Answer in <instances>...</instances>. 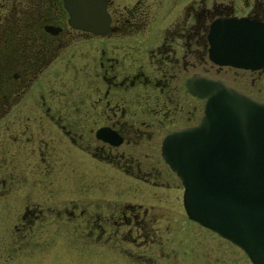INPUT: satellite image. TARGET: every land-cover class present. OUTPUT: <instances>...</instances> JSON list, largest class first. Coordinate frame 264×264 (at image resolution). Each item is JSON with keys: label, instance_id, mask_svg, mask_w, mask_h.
Returning a JSON list of instances; mask_svg holds the SVG:
<instances>
[{"label": "flooded vegetation", "instance_id": "af4514ba", "mask_svg": "<svg viewBox=\"0 0 264 264\" xmlns=\"http://www.w3.org/2000/svg\"><path fill=\"white\" fill-rule=\"evenodd\" d=\"M100 3L95 31L72 26L63 0H0L1 251L96 244L122 264H237L221 248L239 246L196 221L224 242L168 238L166 188L175 176L182 205V184L161 145L200 119L193 76L264 101V64L208 55L215 19L264 24V0ZM238 70L256 90L237 87Z\"/></svg>", "mask_w": 264, "mask_h": 264}, {"label": "water", "instance_id": "95a60500", "mask_svg": "<svg viewBox=\"0 0 264 264\" xmlns=\"http://www.w3.org/2000/svg\"><path fill=\"white\" fill-rule=\"evenodd\" d=\"M69 23L100 30V0H63ZM209 57L219 64H264V24L245 17L210 25ZM203 98L199 121L170 131L161 152L182 184L186 215L236 243L254 264H264V101L225 82L187 80Z\"/></svg>", "mask_w": 264, "mask_h": 264}, {"label": "rangeland", "instance_id": "374dc122", "mask_svg": "<svg viewBox=\"0 0 264 264\" xmlns=\"http://www.w3.org/2000/svg\"><path fill=\"white\" fill-rule=\"evenodd\" d=\"M247 72L238 70L237 73V87L244 89L256 90V85L253 87L247 84ZM264 91V89L262 90ZM175 177V176H173ZM171 179L172 186L166 188L172 198L173 205L169 207V218L177 228L174 227L169 232L168 238L177 240L180 242L194 241L195 244H211L224 242L223 239L217 237L212 232L201 231L199 225L195 223V220L186 217L179 199L180 187H176V177ZM164 191V192H166ZM189 218V219H187ZM208 236V237H207ZM221 248V250H227L231 254V257L235 258L237 264H248L246 253L240 247ZM0 247V264H122V257L118 254L116 248L105 247L101 245L92 246H73L71 249L59 246H48L40 248H33L31 250L15 251L9 255L5 254V251H1Z\"/></svg>", "mask_w": 264, "mask_h": 264}]
</instances>
